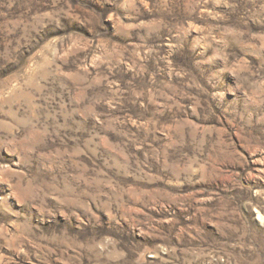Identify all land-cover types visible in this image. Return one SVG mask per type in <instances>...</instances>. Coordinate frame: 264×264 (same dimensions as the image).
Wrapping results in <instances>:
<instances>
[{
	"label": "rangeland",
	"instance_id": "1",
	"mask_svg": "<svg viewBox=\"0 0 264 264\" xmlns=\"http://www.w3.org/2000/svg\"><path fill=\"white\" fill-rule=\"evenodd\" d=\"M0 264H264V0H0Z\"/></svg>",
	"mask_w": 264,
	"mask_h": 264
}]
</instances>
